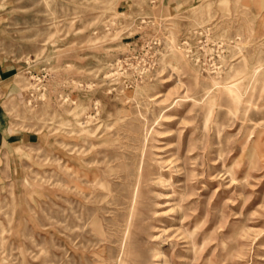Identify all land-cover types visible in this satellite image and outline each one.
I'll use <instances>...</instances> for the list:
<instances>
[{
    "label": "rangeland",
    "instance_id": "374dc122",
    "mask_svg": "<svg viewBox=\"0 0 264 264\" xmlns=\"http://www.w3.org/2000/svg\"><path fill=\"white\" fill-rule=\"evenodd\" d=\"M0 53V264H264V0H0Z\"/></svg>",
    "mask_w": 264,
    "mask_h": 264
},
{
    "label": "crops",
    "instance_id": "0c3cea01",
    "mask_svg": "<svg viewBox=\"0 0 264 264\" xmlns=\"http://www.w3.org/2000/svg\"><path fill=\"white\" fill-rule=\"evenodd\" d=\"M20 67L0 53V194L10 183L20 180L22 146L32 135L15 126L10 106L19 92L16 79Z\"/></svg>",
    "mask_w": 264,
    "mask_h": 264
},
{
    "label": "bare ground",
    "instance_id": "6f19581e",
    "mask_svg": "<svg viewBox=\"0 0 264 264\" xmlns=\"http://www.w3.org/2000/svg\"><path fill=\"white\" fill-rule=\"evenodd\" d=\"M171 37V36H170ZM170 40H172V39H170ZM257 70H258V68H256V72H257ZM259 72V71H258ZM233 85L235 86V84L233 83ZM236 85H237V83H236ZM236 87V86H235ZM234 87V88H235ZM234 88H232V87H227L226 88V93L227 94H231V93H233L234 92ZM237 88V87H236ZM237 90V89H236ZM186 101V100H185ZM69 133V132H68ZM72 133L73 132H71V134L69 135V137H73L74 135H72ZM77 136H79V135H77ZM68 151H70L71 153L73 152V149H68ZM76 152H77V154L79 155V156H81V154L84 152L83 150H80V149H78V150H75ZM210 153V152H209ZM143 154V153H142ZM71 157H70V155H69V153H68V159H70ZM143 159V158H142ZM120 161V160H119ZM141 161V160H140ZM91 167V166H90ZM82 172H81V170H79L78 169V171L77 172H73V170H72V168L70 167V166H68L67 165V168H66V181H67V184H66V190H67V193L68 194H71L70 196H68L67 197V203H68V207L66 208L67 209V215H66V219H67V221H68V227H69V229H71L72 228V225H71V217H72V212H73V208H72V204H71V201L72 200H70L71 198L73 199V194L75 193L76 194V196H77V198L78 197H80V194H82L81 192V190H82V182H81V177H82V174H81ZM108 173H111V172H108ZM83 180V179H82ZM98 180V179H97ZM84 181V180H83ZM94 183V182H93ZM95 184H98V182H96ZM95 184H93V185H95ZM100 184V183H99ZM102 184V183H101ZM104 185V184H103ZM84 186V185H83ZM88 186H89V184H88ZM96 186V185H95ZM100 187V190H101V185L99 186ZM104 187H107V185H104ZM139 187V186H138ZM109 188H110V186H109ZM102 189H104V188H102ZM108 189V188H107ZM91 190V189H90ZM108 190H110V189H108ZM107 190V191H108ZM95 191V190H94ZM99 192V191H98ZM104 192H106V191H104ZM136 193V192H135ZM135 193H134V195H135ZM99 195V194H98ZM102 195H103V192H102ZM111 195V194H110ZM137 195V194H136ZM69 197H71V198H69ZM133 199H134V197H133ZM78 200V199H77ZM83 200V199H82ZM134 201V200H133ZM88 203V202H87ZM124 203V202H123ZM91 205V204H90ZM89 205V206H90ZM133 205V202L131 203V206ZM133 207V206H132ZM130 212H129V217L131 218V217H133V211H132V209L131 210H129ZM75 216V215H74ZM128 217V218H129ZM182 217V216H181ZM185 217V216H184ZM78 218V217H77ZM79 219V218H78ZM94 220H96L95 218H93ZM66 221V222H67ZM97 221V220H96ZM78 223V222H77ZM82 223V222H81ZM92 223V222H91ZM127 223V222H126ZM80 224V223H79ZM90 224V223H89ZM95 224V223H94ZM95 225H97V224H95ZM92 226V225H91ZM101 225H97V227L96 228H94V229H99V231L98 232H100L101 231V227H100ZM76 227L77 228H79L80 227V225H76ZM84 227V226H83ZM88 227V226H87ZM93 227V226H92ZM66 228H67V226H66ZM68 230V229H67ZM192 230V229H191ZM73 231V230H72ZM80 232V231H79ZM189 232V231H188ZM192 232H194V231H192ZM124 233V232H123ZM129 233V232H128ZM190 233V232H189ZM188 233V234H189ZM99 234V233H98ZM102 234V233H101ZM85 235V234H84ZM126 235V234H125ZM191 235H194V234H191ZM105 237V236H104ZM125 237V236H124ZM127 237V236H126ZM189 237V236H188ZM191 237V236H190ZM205 241V240H204ZM203 242V241H202ZM126 243V242H125ZM192 243V242H191ZM198 243V242H197ZM72 244V243H71ZM204 244V243H203ZM108 245V244H107ZM192 245V244H191ZM193 246H195V244H194V242H193ZM201 246H202V244H201ZM78 248V247H77ZM199 248V247H198ZM194 249V248H193ZM201 249V248H200ZM194 252H195V250H194ZM123 252H121V254H122ZM66 254V253H65ZM124 255V254H123ZM126 256V255H125ZM262 257V256H261ZM119 259V258H118ZM69 260V259H68ZM264 260V259H263ZM203 262V261H202ZM127 263V262H126ZM101 264V263H100ZM102 264H110V262L108 263V262H102ZM114 264V263H113ZM119 264H125V262L124 261H121V263H119Z\"/></svg>",
    "mask_w": 264,
    "mask_h": 264
}]
</instances>
